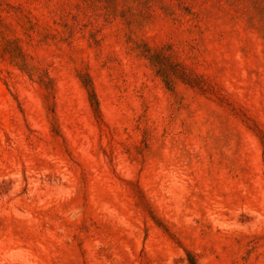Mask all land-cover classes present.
Returning <instances> with one entry per match:
<instances>
[{
    "label": "rangeland",
    "instance_id": "374dc122",
    "mask_svg": "<svg viewBox=\"0 0 264 264\" xmlns=\"http://www.w3.org/2000/svg\"><path fill=\"white\" fill-rule=\"evenodd\" d=\"M0 264H264V0H0Z\"/></svg>",
    "mask_w": 264,
    "mask_h": 264
}]
</instances>
